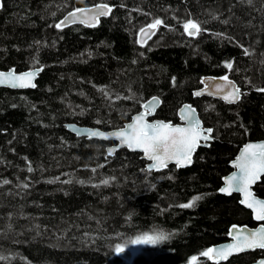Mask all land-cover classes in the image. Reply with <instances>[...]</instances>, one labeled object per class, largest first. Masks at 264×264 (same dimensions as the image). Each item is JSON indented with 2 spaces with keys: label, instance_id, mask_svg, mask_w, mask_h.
Returning a JSON list of instances; mask_svg holds the SVG:
<instances>
[{
  "label": "trees",
  "instance_id": "16d2710c",
  "mask_svg": "<svg viewBox=\"0 0 264 264\" xmlns=\"http://www.w3.org/2000/svg\"><path fill=\"white\" fill-rule=\"evenodd\" d=\"M98 4L111 11L95 26L56 27ZM11 68L41 72L34 89L0 88V264H215L201 253L228 241L232 225L256 226L237 195L218 189L239 148L264 139V0H1L0 70ZM207 75L231 78L240 100L195 98ZM152 97L161 100L153 118L178 123L190 103L212 129L190 167L149 171L141 154L109 156L110 143L65 128H120ZM254 191L264 197V177ZM159 231L170 238L139 245L131 262L115 251Z\"/></svg>",
  "mask_w": 264,
  "mask_h": 264
},
{
  "label": "snow or ice",
  "instance_id": "6c2138e0",
  "mask_svg": "<svg viewBox=\"0 0 264 264\" xmlns=\"http://www.w3.org/2000/svg\"><path fill=\"white\" fill-rule=\"evenodd\" d=\"M249 2H251V0H249ZM99 7L111 11L107 5H100ZM83 11L84 9H76V12ZM106 14L107 12H101V15ZM74 15L75 12L69 14V16ZM68 18L69 17H65V20L57 24L56 27L60 28ZM161 23L162 21L160 19H156L152 24L148 25V28H155ZM183 26L185 31L191 36H195L201 31L198 22L193 20H188ZM141 31L143 32L144 29H141ZM226 67L230 69L232 67L231 63H228ZM34 75L35 73L33 72L21 75L0 73V84L8 82L13 87H35V84L31 83ZM222 79L225 81L228 80L227 76ZM216 89L217 91H222L220 85H216ZM261 91H264V89H261ZM201 94L202 92L195 93L197 96ZM239 95L240 90L236 88L225 95L224 99L229 102H234L239 99ZM156 103L157 98H152V100L144 106L146 111L133 117V122L126 126L130 131L126 132L120 130L107 134L99 131H90L88 133L89 138L100 137L107 140L111 136L118 139L121 144L127 145L130 149L142 150L144 156L152 161V164L149 166L150 169L155 168L159 170L167 167L169 161H175L178 167L190 163L192 152L201 140H208L210 138L212 129H203L200 126L199 120L193 119L195 109L190 105H185L184 108L181 109V120L187 122L185 126L173 125L171 122L166 123L162 121L154 123L146 122V115L151 114ZM113 151L114 149L110 148L108 154L111 155ZM233 167L239 170L240 175L237 176L236 173H233L231 176L227 177L225 180V187H222L220 191L226 194H231L232 191L243 192L245 199L241 200V203L253 210L256 220L264 221V201L251 198L252 193L249 191L250 185L264 174V143L246 144L233 161ZM29 171H31V168H29ZM237 181L239 182L238 185L235 183ZM4 183L6 184L8 181H4ZM102 183L107 184L108 180H104ZM199 199H201L200 196H194L192 200L180 205V207H193L195 202ZM233 231H237V237H240H233L234 243L222 246L219 249L210 247L201 253V255L211 259L212 254L215 253V257L217 258L216 264H218V260L227 259L228 255L233 251L239 252L255 248L264 249V225H261L260 228L252 231L248 235L241 236L240 231L237 230L235 225H233L232 229L229 231L230 236H232ZM169 238V234L164 231H159L153 234L144 233L143 235L137 236L131 243L133 245H155ZM115 251L117 254H121L125 252V248L117 244ZM0 259H2V257H0ZM196 260L197 257H191L189 264H194ZM258 264H264V260L259 261Z\"/></svg>",
  "mask_w": 264,
  "mask_h": 264
},
{
  "label": "water",
  "instance_id": "95a60500",
  "mask_svg": "<svg viewBox=\"0 0 264 264\" xmlns=\"http://www.w3.org/2000/svg\"><path fill=\"white\" fill-rule=\"evenodd\" d=\"M75 1L82 3L85 0H75ZM100 5H103V4L93 5V6H90V7H82L80 9H84L83 12H76V10L70 12V13L75 12V15L74 16H69L70 13H68L61 20V21H64L65 20V17H69L68 20L61 27H66V26L73 25V24H81L83 26H88V27L95 26L101 18L106 17L109 14V11H107L106 8L99 7ZM0 6H1V0H0ZM101 12H107V14L106 15H101ZM156 27L155 28H148V26H147V27L142 28V29H144V31L142 32L140 30L139 33H138V35H137L138 44L139 45H144L152 37V35L154 34V32L156 31ZM38 69H39V71H38ZM28 72L35 73V75L33 76L32 80H31V83L35 84V87H36V80L38 79V75L41 72V68H33V69L25 70V71H15V69H13V68H11L9 70H0V73H5V74L12 73L14 75H21V74L28 73ZM225 76L226 75H220V76L207 75V76H204L201 79V81H200V84H201L200 88H198L197 90H195L193 92V96L195 98H201V97L212 98V99L220 100V101H222V102H224L226 104H229V105L236 104L240 100L241 90L237 86V84L231 78H229L228 76H227V78H228L227 81H225L224 79H222ZM216 85H220L222 91H217ZM35 87H13L8 82L3 83V84H0V88H6V89H10V90H30V89H34ZM236 88H238L240 90L239 99L235 100L234 102L226 101L224 99V96L227 95L229 92L233 91ZM196 92H202V94L199 95V96H197V95H195ZM152 98H154V97H152ZM152 98L148 99L142 105L141 109L138 112H136L135 114H133L131 116V118L129 119V121H127L120 128H115V129H110V130H102V129H98V128H94V127L79 126V125H76V124H73V123H67V124H65V128L70 133L74 134L77 137H86L89 140H99V141H103V142H106V143H110V145L106 146V153L108 154V151H109L110 148L111 149H114V151L112 152L111 155L108 154L109 156H112L116 151H118L120 149H126L129 152H134V153L141 154V158L146 161V169L149 170V171L161 172V171L165 170L169 166H176L177 168H180V169L190 167L191 164H192L193 157H194V154H195L196 150L199 147H201V146H207L208 143L212 140L211 139V136H210V138L208 140H201L199 142L198 146L195 148V150L191 154V162L190 163H187L184 166L178 167L176 165L175 161H169L167 167L161 168L159 170H157L155 168H151L150 169L149 166L152 164V161H150L147 157L144 156L142 150H140V149H135V150L130 149V148L127 147V145L121 144L120 141L118 139H116L115 137H111L110 136L107 140L102 139L100 137H92V138H89L88 133L90 131H99V132H103V133H106V134L107 133H112V132H115V131H120V130H124L126 132L127 131H130V129H127L126 126L129 125V124H131L133 122V117H135V116L139 115L140 113L146 111V109H145L144 106L150 100H152ZM155 98H157V103L155 104L153 110L151 111V114L150 115H146V117H145L146 122L154 123V122L162 121V122H166L167 123L168 121H164V120H160V119H157V118H153L154 115H155V113H156V111H157V109L159 108V106L161 104L160 98H158V97H155ZM185 105H190L193 109H195V113L193 114V119L199 120L200 126L203 129H209V128L204 127L203 122H202V120L199 117V114H198L197 109L192 104H190V103H184V104H182L178 108V110H177L178 123H172V124L173 125H180V126H185L187 124L186 121H182L181 120V115H182L181 109L184 108ZM249 143H253V144L264 143V139H262V140H256V141H247L246 143H244L239 148L236 156L234 157V159L229 164V166H230V168L232 170L227 175H225V176L222 177V180H221L222 184H221L220 188L218 189V193L221 194V195H224V196L238 195V197H239V204L243 208H245L246 210L250 211L253 220L257 223V226L254 227V228L248 227L246 225H242V226L235 225L236 228H237V230L240 231L241 236L242 235H248L252 231L260 228L261 225H264V224H262L263 221L256 220L255 219V214H254L253 210L250 209V208H248L245 204H242L241 203V200L245 199V195H244L243 192H240V191H232L231 194H226V193L221 192L220 189L222 187H225V180H226L227 177L231 176L233 173H236L237 176L240 175L239 170L236 169L235 167H233V161L240 154V152L243 149V147L246 144H249ZM263 176H264V174H262L259 179H257L254 183H252L250 185L249 191L252 193V197L251 198L264 201V198H260V197L256 196L255 193H254V187L258 183H260V180H261V178ZM235 183L237 185L239 184L238 181L235 182ZM232 226H230L229 229H228V241H226L224 243H220V244L214 245V246H211V248H213V249H219L222 246H226L228 244H232V243L235 242L234 239H233V237H237V231H233L232 236L229 235V231H230V229H232ZM237 238H240V237H237ZM256 250H264V249L255 248V249H246L244 251H239V252L233 251L230 255H228L227 259L218 260V264H225L232 257L238 256V255H241V254H245V253L254 252ZM118 255H119V257H121L122 259H124L127 262H131V260L133 258V254H132V252L129 249H125V252L124 253H121V254H118ZM209 260L211 262H213V263L216 264L217 258L215 257V253L212 254V258L209 259ZM261 260H264V257L258 259L257 261H255L253 263H249V264H258V262L261 261Z\"/></svg>",
  "mask_w": 264,
  "mask_h": 264
},
{
  "label": "rangeland",
  "instance_id": "374dc122",
  "mask_svg": "<svg viewBox=\"0 0 264 264\" xmlns=\"http://www.w3.org/2000/svg\"><path fill=\"white\" fill-rule=\"evenodd\" d=\"M132 254L135 256L139 251V245H135L131 248Z\"/></svg>",
  "mask_w": 264,
  "mask_h": 264
},
{
  "label": "flooded vegetation",
  "instance_id": "af4514ba",
  "mask_svg": "<svg viewBox=\"0 0 264 264\" xmlns=\"http://www.w3.org/2000/svg\"><path fill=\"white\" fill-rule=\"evenodd\" d=\"M231 161H232V160H231ZM231 161H230V162H231ZM229 164H230V163H229ZM229 167H230V166H229ZM230 169H231V168H230ZM231 170H232V169H231ZM263 177H264V176H263ZM263 177H262V178H263ZM262 178H261V179H262ZM254 188H255V187H254ZM254 193H255V191H254ZM255 195H256V194H255ZM237 196H238V195H237ZM256 196H257V195H256ZM258 197H259V196H258ZM238 198H239V197H238ZM260 198H264V197H260ZM247 211H248V210H247ZM249 212H250V211H249ZM250 214H251V213H250ZM252 219H253V218H252ZM253 221H254V220H253ZM254 222H255V221H254ZM255 223H256V222H255ZM262 224H264V221L262 222ZM256 226H257V223H256ZM256 226H254V227H256ZM248 227H249V226H248ZM254 227H251V228H254ZM256 251H264V250H256Z\"/></svg>",
  "mask_w": 264,
  "mask_h": 264
}]
</instances>
